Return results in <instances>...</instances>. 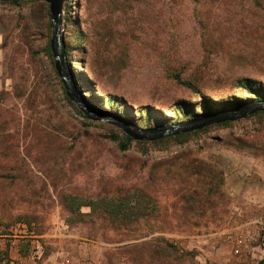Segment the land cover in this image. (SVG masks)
Wrapping results in <instances>:
<instances>
[{
    "label": "rangeland",
    "instance_id": "obj_1",
    "mask_svg": "<svg viewBox=\"0 0 264 264\" xmlns=\"http://www.w3.org/2000/svg\"><path fill=\"white\" fill-rule=\"evenodd\" d=\"M62 19L79 92L137 131L264 98V0H64ZM52 41L47 2L0 1V264H263L264 112L121 151Z\"/></svg>",
    "mask_w": 264,
    "mask_h": 264
},
{
    "label": "water",
    "instance_id": "obj_2",
    "mask_svg": "<svg viewBox=\"0 0 264 264\" xmlns=\"http://www.w3.org/2000/svg\"><path fill=\"white\" fill-rule=\"evenodd\" d=\"M5 2L33 1V0H0ZM50 5V14L53 28L52 50L58 63V69L63 79L69 98L92 121L110 123L121 128L124 133L135 141H156L166 136H179L195 132L216 124L235 122L245 119L259 112H264V100L248 103L238 108L211 114L188 123L167 126L158 130L137 131L128 126L121 118L111 116L94 104L84 99L73 79L66 71L67 48L63 31V5L64 0H42Z\"/></svg>",
    "mask_w": 264,
    "mask_h": 264
},
{
    "label": "trees",
    "instance_id": "obj_3",
    "mask_svg": "<svg viewBox=\"0 0 264 264\" xmlns=\"http://www.w3.org/2000/svg\"><path fill=\"white\" fill-rule=\"evenodd\" d=\"M67 57H68V51H67ZM245 82L248 85L247 88L250 91H252L253 89H251L250 86L253 83L250 80H246ZM90 94L92 95V97L93 96L95 97V94L93 92H90ZM83 97H84L85 100H88L86 96L83 95ZM263 100H264V98H263ZM111 103L113 104L114 101L111 100ZM239 106H240V104H238V103L237 104H232L231 102H220V103L219 102H214V103H211V104L208 103V104H205L203 106L202 113L195 114L193 117H191L190 119H188L184 123H188L190 121H194L196 119H200L202 117H205V116H208V115H211V114H215V113H219V112H224V111H229V110L235 109V108H237ZM177 124H180V123H176V125ZM167 126H172V125H164L163 127H167ZM181 136H183V135L181 134L179 137H181ZM113 140L115 142H118L119 148H120L121 151H127L129 149V147H130L131 142H132V139L130 137H128V136H125V139H123V140L122 139H119L117 137H113ZM138 193H139V198L135 199L134 201H138V200L139 201L140 200L142 201L143 199L150 200V197L144 196L143 193H141V192H138ZM113 201H119V200L113 198ZM147 207H149V206H147Z\"/></svg>",
    "mask_w": 264,
    "mask_h": 264
},
{
    "label": "built area",
    "instance_id": "obj_4",
    "mask_svg": "<svg viewBox=\"0 0 264 264\" xmlns=\"http://www.w3.org/2000/svg\"><path fill=\"white\" fill-rule=\"evenodd\" d=\"M237 245H236V254H239L240 250L246 247V239L243 237H239L237 240Z\"/></svg>",
    "mask_w": 264,
    "mask_h": 264
},
{
    "label": "bare ground",
    "instance_id": "obj_5",
    "mask_svg": "<svg viewBox=\"0 0 264 264\" xmlns=\"http://www.w3.org/2000/svg\"><path fill=\"white\" fill-rule=\"evenodd\" d=\"M89 95H91L90 92H89ZM95 97L97 98V101H98V103H100V105H102V106L105 105V103L101 102V101L98 99V97L96 96V94H95Z\"/></svg>",
    "mask_w": 264,
    "mask_h": 264
},
{
    "label": "crops",
    "instance_id": "obj_6",
    "mask_svg": "<svg viewBox=\"0 0 264 264\" xmlns=\"http://www.w3.org/2000/svg\"><path fill=\"white\" fill-rule=\"evenodd\" d=\"M259 252V254H262L263 252H261V251H258ZM261 257H263V255L261 256ZM256 262H254L253 264H255ZM260 264V263H259ZM264 264V263H263Z\"/></svg>",
    "mask_w": 264,
    "mask_h": 264
}]
</instances>
